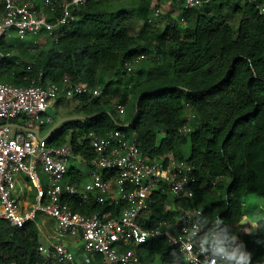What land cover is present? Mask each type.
Listing matches in <instances>:
<instances>
[{
  "label": "trees",
  "instance_id": "16d2710c",
  "mask_svg": "<svg viewBox=\"0 0 264 264\" xmlns=\"http://www.w3.org/2000/svg\"><path fill=\"white\" fill-rule=\"evenodd\" d=\"M172 4L181 10L182 23L161 27L150 22L161 1L154 5V0H127L115 5L113 0H88L74 8L70 31L57 42L44 36L43 47L36 51L30 50L34 37L1 36L0 51L5 56L0 83L44 85L69 77L76 83L101 86L99 96L71 99L75 106L66 111L64 126L50 133L49 143L70 141L76 154L90 160L95 154L89 134L120 129L135 133L139 147L151 157L173 153L193 164L196 175L206 182L197 188L194 199V205L206 204L205 234L216 226L218 215L251 252V264H257L264 260V227L253 229L242 219L247 198H264V14L260 9L264 0H209L193 8ZM65 102L60 97L55 105ZM116 104L125 105L123 118ZM189 112L196 116L190 133L184 135L180 128ZM69 177L84 179L75 166ZM213 189L218 199L210 202ZM173 203L178 207L162 192L152 219H172L174 205L172 210L167 205ZM72 205L84 214L119 210L109 201ZM256 223L264 225V217ZM224 228L219 224L218 230ZM249 230L253 234H247ZM0 236V264L41 260L40 233L34 223L13 228L1 219ZM138 251L141 264H188L164 237L148 241ZM92 258L82 257L86 264ZM94 259L100 261L101 256Z\"/></svg>",
  "mask_w": 264,
  "mask_h": 264
},
{
  "label": "built area",
  "instance_id": "2783aa9c",
  "mask_svg": "<svg viewBox=\"0 0 264 264\" xmlns=\"http://www.w3.org/2000/svg\"><path fill=\"white\" fill-rule=\"evenodd\" d=\"M87 1L0 0V37L18 34L38 40L47 36L57 42L72 29L74 8ZM208 1L174 0L185 8L200 7ZM60 3V12L55 14ZM260 9L264 14V6ZM4 56L0 51V64ZM102 92L101 86L76 83L69 77L44 85L0 83V220H7L13 228L34 223L45 233L47 241L38 246L41 260L35 264H86L82 257L88 256L93 258L87 264H140L138 247L160 237L166 238L188 264H210L211 253L206 256L199 248V240L205 235L203 209L194 205L197 188L206 182L196 175L193 164L173 153L151 157L141 150L135 133L129 135L120 129L107 135L89 134L95 154L90 160L76 154L70 141L52 145L48 141L51 132L42 134L54 122L48 110L60 97L69 101ZM115 107L119 113L126 110L124 104ZM195 116L187 114L181 134L190 133ZM75 163L85 168L87 175L82 181L70 180ZM22 177L32 192H28L27 205L20 195ZM162 192L178 204L176 208L175 203L167 205L170 210L174 205L172 219H152ZM87 201L100 205L109 201L119 210L84 214L72 205ZM49 222L52 227L46 226ZM52 233L79 236L84 255L79 256ZM95 255L101 260H95ZM257 264H264V260Z\"/></svg>",
  "mask_w": 264,
  "mask_h": 264
},
{
  "label": "rangeland",
  "instance_id": "374dc122",
  "mask_svg": "<svg viewBox=\"0 0 264 264\" xmlns=\"http://www.w3.org/2000/svg\"><path fill=\"white\" fill-rule=\"evenodd\" d=\"M126 1L127 0H113L115 5L116 4L118 5V4H120L122 2H126ZM160 1H161V5H159V8L155 6L154 13L152 14V16L150 18L151 19L150 22L157 24L161 27H165L168 24V22H171L173 24L182 23V21H181V10L177 6L169 3V1H171V0H154V5L157 3H160ZM127 8L129 9L130 6H128ZM139 31H140V27L137 28L134 33L136 34ZM13 37L17 38V37H21V36H19L18 34H14ZM13 37H11V38H13ZM8 38H10V37H8ZM21 38L26 40L29 37H21ZM43 40H44V38H40L38 40L36 39L33 42V46L30 48V50L36 51L38 47H43L42 46L44 44ZM66 103H69V105ZM74 106H75V103H73L71 100H69L68 102L59 103V105L54 104L52 107H50L48 112L52 117H54V122L52 125L49 126L48 130L44 131L42 134L45 136L50 132L53 133V132H56L57 130L61 129L66 122V120H63L66 111L70 107L74 108ZM125 113H126V111L124 113H119V114L123 118ZM52 129H53V131H52ZM212 191L213 192L211 193V195L209 197L210 202L211 201L212 202L217 201V199H218L216 189H213ZM205 205H206L205 203L200 204V206H201L200 208L203 209L205 207ZM244 211L245 212H244V217L242 219V223L243 224H251V225L256 224L258 217H260V218L264 217V198H261L257 195H252L251 197L247 198L245 201ZM53 235H55V234H53ZM63 235L67 239L71 240L73 243L79 245V248H77V247H74V248L77 252L81 250V254L84 255V251H83L82 245L80 244V240L78 237H76L74 235L70 238L65 234H63ZM40 242L45 243V238L43 236L40 237ZM86 254H88V253H86Z\"/></svg>",
  "mask_w": 264,
  "mask_h": 264
},
{
  "label": "clouds",
  "instance_id": "9594fccd",
  "mask_svg": "<svg viewBox=\"0 0 264 264\" xmlns=\"http://www.w3.org/2000/svg\"><path fill=\"white\" fill-rule=\"evenodd\" d=\"M217 217L218 215L214 220L216 226L199 240L200 252L206 256L209 252L211 253L210 264H251V252L246 249L243 242L238 240V236L231 231L230 226ZM221 223L225 225V228L218 230ZM252 227L253 229H260L264 225L256 223ZM247 234L251 235L253 231L249 230ZM192 235L194 236L195 233L193 232ZM257 243H261V241H257ZM172 255L175 257L174 252Z\"/></svg>",
  "mask_w": 264,
  "mask_h": 264
},
{
  "label": "crops",
  "instance_id": "0c3cea01",
  "mask_svg": "<svg viewBox=\"0 0 264 264\" xmlns=\"http://www.w3.org/2000/svg\"><path fill=\"white\" fill-rule=\"evenodd\" d=\"M174 0H171V1H169V3H171L172 4V2H173ZM173 5V4H172ZM47 130H48V128H47ZM76 164V166H75V168H77V170L80 172V173H82L83 174V178L85 179L86 178V173H85V168L83 167V166H81L79 163H75ZM21 186H22V189L20 190V195L22 196V198H24V202H25V205H27L28 203H29V201L27 200L28 198L27 197H29L28 196V192L32 195V192H30V185H28V183H27V180L25 179V178H21ZM42 220H47V219H43L42 218ZM42 222V221H41ZM46 226H48V227H52V223L51 222H49V223H46ZM39 230V229H38ZM46 232V231H45ZM51 232V231H50ZM39 233H40V237L41 236H43L44 238H45V242L47 241L46 240V236H45V233H42L40 230H39ZM65 235H67V234H65ZM68 237H72V236H74V235H67ZM76 237H78L79 238V240H80V244L82 245V241H81V239H80V237L79 236H76ZM55 238H61L63 241H65V242H67L68 243V245L74 250V252L75 253H80V255H82L81 254V250L80 251H76L75 250V248L74 247H77V248H79V245H77V244H75V243H73L71 240H69V239H67L66 237H64V235H55ZM40 243H42V242H40ZM89 257V256H88ZM92 260V259H91ZM140 264H141V262H140Z\"/></svg>",
  "mask_w": 264,
  "mask_h": 264
},
{
  "label": "water",
  "instance_id": "95a60500",
  "mask_svg": "<svg viewBox=\"0 0 264 264\" xmlns=\"http://www.w3.org/2000/svg\"><path fill=\"white\" fill-rule=\"evenodd\" d=\"M52 131H53V129H52Z\"/></svg>",
  "mask_w": 264,
  "mask_h": 264
}]
</instances>
